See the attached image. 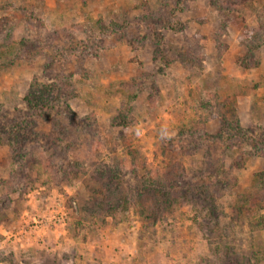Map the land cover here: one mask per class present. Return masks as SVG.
Listing matches in <instances>:
<instances>
[{"label": "rangeland", "instance_id": "1", "mask_svg": "<svg viewBox=\"0 0 264 264\" xmlns=\"http://www.w3.org/2000/svg\"><path fill=\"white\" fill-rule=\"evenodd\" d=\"M239 263L264 0H0V264Z\"/></svg>", "mask_w": 264, "mask_h": 264}, {"label": "trees", "instance_id": "2", "mask_svg": "<svg viewBox=\"0 0 264 264\" xmlns=\"http://www.w3.org/2000/svg\"><path fill=\"white\" fill-rule=\"evenodd\" d=\"M254 205H255V204H254ZM257 206H258V204L255 205V207H257ZM260 217H261V215H260ZM260 220H263V216H262V218H261ZM239 264H240V263H239Z\"/></svg>", "mask_w": 264, "mask_h": 264}]
</instances>
